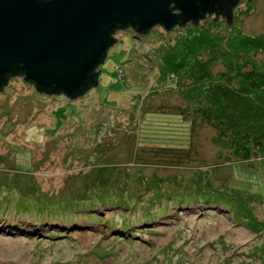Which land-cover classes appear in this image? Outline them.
Here are the masks:
<instances>
[{
    "label": "rangeland",
    "instance_id": "374dc122",
    "mask_svg": "<svg viewBox=\"0 0 264 264\" xmlns=\"http://www.w3.org/2000/svg\"><path fill=\"white\" fill-rule=\"evenodd\" d=\"M211 17L116 30L96 86L74 99L9 80L0 264H264V137L243 156L204 114L211 85L237 86L226 37L264 34V0L240 1L230 24ZM238 48L239 71L264 64Z\"/></svg>",
    "mask_w": 264,
    "mask_h": 264
},
{
    "label": "water",
    "instance_id": "95a60500",
    "mask_svg": "<svg viewBox=\"0 0 264 264\" xmlns=\"http://www.w3.org/2000/svg\"><path fill=\"white\" fill-rule=\"evenodd\" d=\"M240 1L0 0V88L20 74L36 92L74 99L96 86L116 30L168 31L206 15L230 24Z\"/></svg>",
    "mask_w": 264,
    "mask_h": 264
},
{
    "label": "trees",
    "instance_id": "16d2710c",
    "mask_svg": "<svg viewBox=\"0 0 264 264\" xmlns=\"http://www.w3.org/2000/svg\"><path fill=\"white\" fill-rule=\"evenodd\" d=\"M227 37L223 52L227 54L229 60L232 59L228 68L234 69V73L226 75L233 79L237 86L228 85V82H225L227 76H225V81L223 80L224 84L211 85L204 96L207 102V110L204 108V114L206 117L210 116L208 119L215 123L219 131L234 136L236 143L246 142L243 156L248 157L260 149V137H264V64L252 65L247 72H241L238 70L234 49L239 50L238 47L241 45V49L245 46L253 52L264 51V34L257 36L242 34L229 45L231 47L227 46ZM25 181L27 185L23 187L27 186L30 190L22 192L34 193L35 184L32 177ZM7 182L4 180V183H0L1 186L6 185L4 190L9 189ZM69 200L72 201V199L58 201L66 203L70 202Z\"/></svg>",
    "mask_w": 264,
    "mask_h": 264
},
{
    "label": "flooded vegetation",
    "instance_id": "af4514ba",
    "mask_svg": "<svg viewBox=\"0 0 264 264\" xmlns=\"http://www.w3.org/2000/svg\"><path fill=\"white\" fill-rule=\"evenodd\" d=\"M235 8H236V7H235ZM235 8H234V9H235ZM234 9H233V11H234ZM211 16H212V15H211ZM217 18H221V19H223L222 17H219V16H218ZM11 79H19L21 82L27 83V85H28V84L31 85V83L25 81V80L22 78V75H20V74H18V75H13V76L8 77L7 82H6L5 84H3L2 87L0 88V92H3V91H4V87L8 85L9 80H11ZM31 90H34V88H33L32 85H31ZM34 91H35V90H34ZM35 92H36V91H35Z\"/></svg>",
    "mask_w": 264,
    "mask_h": 264
},
{
    "label": "crops",
    "instance_id": "0c3cea01",
    "mask_svg": "<svg viewBox=\"0 0 264 264\" xmlns=\"http://www.w3.org/2000/svg\"><path fill=\"white\" fill-rule=\"evenodd\" d=\"M7 132H8V131H7ZM8 133H9V132H8ZM8 133H7V134H8ZM27 173H28V175H30L29 171H28ZM30 176H31V175H30ZM31 177H32V176H31ZM28 179H29V178H28Z\"/></svg>",
    "mask_w": 264,
    "mask_h": 264
}]
</instances>
